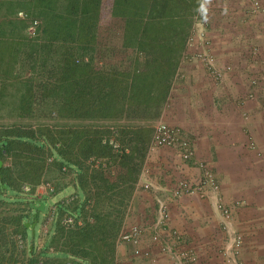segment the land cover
<instances>
[{"label": "trees", "instance_id": "trees-1", "mask_svg": "<svg viewBox=\"0 0 264 264\" xmlns=\"http://www.w3.org/2000/svg\"><path fill=\"white\" fill-rule=\"evenodd\" d=\"M103 1L28 0L30 10L41 19L38 35L34 41L16 36L12 43L20 41V47L29 41L33 70L38 68L22 98V110L30 117L35 106L57 119L88 122L149 118L152 111L160 114L200 0H114L112 16L125 22L124 46L135 50L125 70H103L94 63ZM103 127L93 123L72 129L48 126L38 134L18 131L0 139V159L15 161L13 167L0 168L1 189L20 194L22 184L29 182L34 191L45 163L50 162L63 173L76 171L78 189L89 192L82 211L93 205L90 215L83 214L81 226L57 227L52 253L26 247L27 214L9 218L22 239L15 241L20 258L13 257L16 247L8 244L0 229V264H51L59 261L56 254L75 260L95 256L91 264H113L129 200L115 201L109 193L131 183V199L141 164L135 162L138 137H132L134 130ZM113 134L121 142L118 149L109 143ZM34 203L38 207L43 202ZM67 208L59 210L61 216Z\"/></svg>", "mask_w": 264, "mask_h": 264}, {"label": "rangeland", "instance_id": "rangeland-1", "mask_svg": "<svg viewBox=\"0 0 264 264\" xmlns=\"http://www.w3.org/2000/svg\"><path fill=\"white\" fill-rule=\"evenodd\" d=\"M113 2L114 0L103 1L98 29V45L94 55V63L100 68L103 67V70L112 68L125 70L131 65L135 50L124 46L125 22L123 19L112 16ZM204 3L208 22L206 33L210 45L209 47L204 44H201L202 46L194 45L191 49L192 54L211 49L215 55L216 66L223 69L226 74L230 73L231 75V73H235V70H239L243 76L247 74L245 76L246 80L241 78L239 82L241 86L249 87L251 92L252 89L254 90L255 87L259 85L264 87V0H204ZM20 12L29 14V19L21 18L19 16ZM31 19H37L39 23H41L38 14L30 10L28 0H0V139L18 131L29 133L37 132L38 134L48 126H59L63 129H72L82 128L92 123L100 126V128L104 126L103 128H109L110 130L122 128L134 130L136 135L132 136L131 134V136L138 137L136 138L138 142V155H135V162L141 164L137 182L143 167H147L150 169L149 176H151V179L160 186L166 184V176L168 177L167 181L170 182L169 184H173V186L170 187L171 189L180 180H187L190 184H194L201 177V170L198 168L197 162H203L216 176L221 188L222 202L232 209L236 229L244 241V236L238 225V213L240 209L247 206V203L243 200L241 201L239 196L246 190L252 193V189L251 187H246L243 181L246 178L251 179L255 177L264 182V154L261 151L259 152L257 148V142L252 135V125L246 120L244 123L238 121L236 124L234 123L229 126L228 130H230L231 133L239 132L244 135V151L238 155H230L227 153L226 147V152L221 154V160L219 162V166L223 171H218L212 162L201 159L200 157L198 160L197 153L195 160L189 162H184L173 149L164 148L149 153L150 139L157 122L163 120L171 125L168 120L161 118V113L157 115L152 111L148 114L150 116L149 118H124L88 122L57 119L53 115L50 116L45 108L35 106L32 108L34 115L30 117V113L27 115L22 110V106L25 105L22 98L28 89V82L33 77L34 71H38V68L33 70V59L29 56L32 50V46H28L30 42L28 41L26 45H21L19 47L18 43L20 41L12 43V39L19 36V38H24L25 40H35L36 37H29L27 32L31 23L30 21H32ZM190 63L201 66L209 79L213 80L199 61ZM226 68H228V71H225ZM226 74L223 77V81L216 83H224L227 76ZM252 94H254V92ZM252 110L253 108L249 109L250 112ZM255 130H257V128H255ZM110 136V138L115 140L118 138L114 134ZM187 138L193 143L195 150H197L194 141L189 137ZM236 140L237 139L233 137L229 142ZM117 142L119 144L121 143L120 141ZM0 161L2 162L1 168L3 166L13 167L15 163L12 158L5 159L4 161L0 159ZM179 161L181 162V166L189 164L190 166H195V168L197 167L200 172L199 175L195 179L175 177L173 169L176 165L179 166ZM248 164L251 165V167L247 169L245 166ZM219 166L217 165V167ZM15 170L16 168L13 169V171ZM76 178V171L63 173L58 165L46 162L44 173L38 185H35L36 189L34 191H31L32 187L30 185L31 183L28 184L29 182H24L25 184H22V191L20 194L7 188H0V229L5 231L8 244H13L15 246L16 240L18 243L22 240L21 236L14 232L16 226L13 225L12 221H8L9 218L16 217L19 214L28 215L24 223L27 234L25 245L26 247L34 248L37 253L43 250H49V252L52 253L56 250V247L52 244V240L55 237L57 227L60 224L62 225L61 220L65 216L69 214L75 215L78 225L81 226L84 220L83 214L90 215L93 211V205L86 207V211H82L84 200L89 195V192L84 193L78 189L75 181ZM239 180H241L240 188L235 185ZM251 181L252 180L249 181V184H251ZM47 183L54 188V192L49 195L43 188ZM130 185L133 184L128 183L122 186L125 187L124 189L119 188L117 192L113 191L109 193V195L112 194L115 201H120L122 199L126 201L129 200L128 208L124 213L122 226L116 239V251L113 264H157L160 262V259L163 258L161 256L163 254L157 250V247L152 241V225L155 223L158 214L156 197L159 195L164 198H169L170 192L164 191L157 194L145 191L140 187L137 188V185H135L134 193L130 199V190L128 188ZM243 188L246 189L244 190ZM121 191L122 193H120ZM168 192L169 195L166 194ZM70 194L71 196L78 194L80 199L73 203H67ZM191 197H198L206 202L205 199L198 195H191ZM41 199L45 208L44 212L37 211L35 208L34 202ZM176 202H179V200L171 199L168 201L171 221L173 215L171 205ZM207 204L209 205L210 212L216 214L218 217L217 223L213 227L214 229L212 228L214 231L213 234L218 236L217 240H215L217 242H215L214 249L216 253L214 256V264H225L222 254L225 235L220 226V216L210 202L207 201ZM62 207H68V212L61 216L59 210ZM89 217L90 216H88V218ZM171 221L170 229L176 230L177 233L181 235V246L194 250L199 257L198 249L192 247L195 245H188L189 242H187L185 236L172 226ZM27 224L29 225L27 226ZM133 226L142 227L144 230L141 249L144 255L148 254L147 256H143L142 254L135 256L133 253V245H123L118 242L121 233L128 231ZM162 237L165 236L163 235ZM19 254L20 252L16 247L13 257L20 258ZM8 256H10V253H8ZM54 256L60 259L59 261H52L51 264H74L75 262H77V264H91L96 258L95 256H91L86 260H75L73 256L64 257L58 254ZM241 258L244 264L243 254ZM166 259L168 264H171L168 257H166Z\"/></svg>", "mask_w": 264, "mask_h": 264}, {"label": "crops", "instance_id": "crops-1", "mask_svg": "<svg viewBox=\"0 0 264 264\" xmlns=\"http://www.w3.org/2000/svg\"><path fill=\"white\" fill-rule=\"evenodd\" d=\"M220 64L222 65L221 62ZM180 65L181 58L178 67ZM182 66L186 78L177 82L174 88L172 80L160 113L162 119L183 130L194 141L197 159L200 157L210 161L218 171H223L219 162L226 147L230 155H238L244 151V135L239 132L231 133L228 128L238 121L244 123L246 120L253 127L252 135L259 152L264 154V87L259 85L251 92L249 87L241 86L239 82L241 78L246 80L247 74L243 76L239 70L231 75L227 73L224 83H216L209 79L201 66L195 63H183ZM168 99H171L169 104ZM250 108H253L251 112ZM233 137L237 140L229 142ZM179 163L173 169L175 177L195 179L199 175L197 167L189 164L181 166L180 161ZM250 167L249 164L245 166L247 169ZM167 179L166 176L164 186L157 182L154 184L157 188L169 191L173 184H169ZM260 181L255 177L244 179V185L251 187L252 193L246 190L239 196L241 201L247 203L238 213V225L245 242L242 251L244 264H264V182ZM240 183L241 180L235 185L240 188ZM166 194L169 195V192ZM177 200L179 202L171 205L172 226L185 236L188 245L194 244L192 247L198 249L197 264H214L215 240L218 236L213 234V227L217 223V215L210 212L207 201L198 197L185 196ZM161 256L163 258L157 264H168L166 256Z\"/></svg>", "mask_w": 264, "mask_h": 264}, {"label": "built area", "instance_id": "built-area-1", "mask_svg": "<svg viewBox=\"0 0 264 264\" xmlns=\"http://www.w3.org/2000/svg\"><path fill=\"white\" fill-rule=\"evenodd\" d=\"M19 16L21 18H27V15L23 12L19 13ZM38 26L39 21L37 20L30 23L27 29L29 37L32 38L37 35ZM207 27L206 6L204 0H201L194 14L193 23L185 42V49L181 56V65L173 78V88L177 85V82L184 81L186 78L182 64L194 61H199L215 82L223 81L226 72L216 66L215 55L211 49L200 53L192 54L191 52L194 45L204 44L209 47L210 41L207 39ZM225 71H228V68H226ZM170 102L171 99H168L167 103L169 104ZM109 143L113 145L115 149L119 148V144L114 139L111 138ZM164 148L175 150L184 162L195 160L196 150L194 145L188 140L186 135H184L183 131L178 127L171 126L163 120H160L154 127L149 143V153ZM197 165L201 170V177L196 183L190 184L187 180H180L169 190V198H164L159 195L156 197L158 214L155 223L152 225V241L157 247V250L168 257L171 264H197V253L192 249L181 246V235L177 233L176 230L170 229L171 214L168 201L171 199H180L184 196L198 195L210 202L220 216V226L225 235V242L222 249L225 264H243L241 257L244 241L236 229L233 211L223 204L220 184L212 170L203 162H197ZM149 171L150 169L143 167L136 187H140L145 191H156V193L166 191L155 186L154 181L151 179V176H149ZM43 188L48 195L54 192V188L48 183L45 184ZM79 199L80 197L78 194H74L73 196L70 194L67 203H73ZM76 221L77 217L73 214H69L61 220V223L66 228H73L76 223L78 224ZM143 233L144 230L142 227L133 226L128 231L121 233L118 242L123 245H133V253L135 256L141 254L147 256L148 254L144 255L141 249ZM163 235L165 237H162Z\"/></svg>", "mask_w": 264, "mask_h": 264}, {"label": "water", "instance_id": "water-1", "mask_svg": "<svg viewBox=\"0 0 264 264\" xmlns=\"http://www.w3.org/2000/svg\"><path fill=\"white\" fill-rule=\"evenodd\" d=\"M1 165H2V162L0 161V168H1ZM36 210L40 211V212H44L45 208H44V204L43 203H40L38 207H36ZM29 224H27L28 226Z\"/></svg>", "mask_w": 264, "mask_h": 264}, {"label": "clouds", "instance_id": "clouds-1", "mask_svg": "<svg viewBox=\"0 0 264 264\" xmlns=\"http://www.w3.org/2000/svg\"><path fill=\"white\" fill-rule=\"evenodd\" d=\"M20 13H21V12H20ZM23 13H24V12H23ZM24 14H25V13H24ZM27 18H28V15H27ZM34 20H37V19H34ZM34 20H32V21H34ZM32 21H30V22H32ZM37 21H38V20H37ZM39 24H40V23H39ZM38 29H39V28H38ZM38 29H37V35H38ZM37 35H36V36H37ZM36 36H35V37H36Z\"/></svg>", "mask_w": 264, "mask_h": 264}]
</instances>
